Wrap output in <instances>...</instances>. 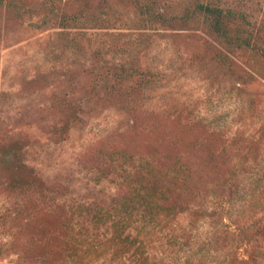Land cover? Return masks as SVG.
<instances>
[{
    "label": "rangeland",
    "instance_id": "rangeland-1",
    "mask_svg": "<svg viewBox=\"0 0 264 264\" xmlns=\"http://www.w3.org/2000/svg\"><path fill=\"white\" fill-rule=\"evenodd\" d=\"M0 264H264V0H0Z\"/></svg>",
    "mask_w": 264,
    "mask_h": 264
},
{
    "label": "trees",
    "instance_id": "trees-1",
    "mask_svg": "<svg viewBox=\"0 0 264 264\" xmlns=\"http://www.w3.org/2000/svg\"><path fill=\"white\" fill-rule=\"evenodd\" d=\"M193 11L202 13L208 19V24L212 31L228 43L235 46H248L250 44V41L247 39V37L238 34L232 35L230 33L228 29L229 17L221 8L208 4H198L195 6ZM228 14L230 15L231 12L229 11Z\"/></svg>",
    "mask_w": 264,
    "mask_h": 264
}]
</instances>
